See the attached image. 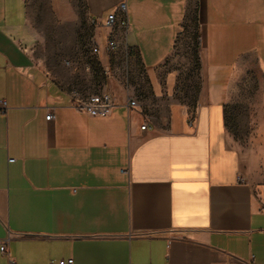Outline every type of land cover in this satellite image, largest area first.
<instances>
[{"label": "crops", "instance_id": "obj_1", "mask_svg": "<svg viewBox=\"0 0 264 264\" xmlns=\"http://www.w3.org/2000/svg\"><path fill=\"white\" fill-rule=\"evenodd\" d=\"M121 3L127 23L111 30ZM50 8L73 28L93 23L100 49L111 35V52H135L153 103L129 109L132 94L106 90L116 100L109 116L74 108L35 59L29 1L0 0V264H264V0ZM189 15L203 68L194 111L180 98L179 72L164 68ZM253 65L258 108L242 143L227 107Z\"/></svg>", "mask_w": 264, "mask_h": 264}, {"label": "rangeland", "instance_id": "obj_2", "mask_svg": "<svg viewBox=\"0 0 264 264\" xmlns=\"http://www.w3.org/2000/svg\"><path fill=\"white\" fill-rule=\"evenodd\" d=\"M30 3L31 25L37 32L31 45L35 59L49 70V75L66 92L81 94L114 90L132 94L137 100L151 105L150 85L137 56L129 60L106 46L96 44L97 27L87 22L79 28L63 23L52 14L51 0H27ZM83 18V17H82ZM180 34L173 54L164 68L179 72L181 100L191 106L196 103L203 83V68L199 54L197 28L191 20ZM99 53H94V48ZM261 74L253 65L246 77L247 90L241 89L227 107V127L239 142H244L250 128L251 112L258 108ZM148 111V109H147Z\"/></svg>", "mask_w": 264, "mask_h": 264}, {"label": "built area", "instance_id": "obj_3", "mask_svg": "<svg viewBox=\"0 0 264 264\" xmlns=\"http://www.w3.org/2000/svg\"><path fill=\"white\" fill-rule=\"evenodd\" d=\"M126 4L121 3L117 7V11L111 13L107 17V27L111 30L114 29L116 25L125 26L126 25ZM107 48L109 51H113L117 48V43L113 39L111 35L108 36ZM94 53H99V49L97 47L94 48ZM129 57L137 56L135 52L130 51ZM71 103L74 108L88 114L91 117H107L109 116L113 109L116 106V100L113 94L109 91H102L100 93L94 94H86L83 95L79 91L73 90L69 93ZM139 106V101L136 98L131 99L128 102L129 109H134ZM7 109V104L5 101H0V112H5ZM53 118L52 114L47 116V120H51ZM151 129V126L148 122H145L141 126L142 131H146ZM14 160H10L13 162ZM0 251L3 254H7V242L0 240ZM10 264H13L11 262ZM50 264H74L73 259H61L58 262H51Z\"/></svg>", "mask_w": 264, "mask_h": 264}, {"label": "trees", "instance_id": "obj_4", "mask_svg": "<svg viewBox=\"0 0 264 264\" xmlns=\"http://www.w3.org/2000/svg\"><path fill=\"white\" fill-rule=\"evenodd\" d=\"M193 21V23L195 24V26H196V28H197V39H198V41H199V24H198V18H197V16H192V15H189L188 16V18H187V22L185 23V25L183 26V29L185 28V26L190 22V21ZM183 31H181V33H182ZM180 33V34H181ZM180 36V35H179ZM199 47H200V45H199ZM197 99H198V97H197ZM196 105H197V100H196V103L193 105V106H191L190 104H189V107H190V109L192 110V111H194V109H196Z\"/></svg>", "mask_w": 264, "mask_h": 264}]
</instances>
